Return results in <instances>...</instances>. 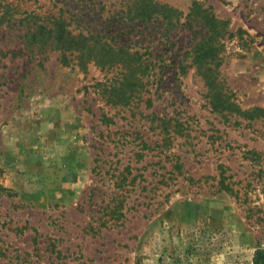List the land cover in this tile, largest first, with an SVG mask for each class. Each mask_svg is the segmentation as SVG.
Returning <instances> with one entry per match:
<instances>
[{"label":"rangeland","instance_id":"1","mask_svg":"<svg viewBox=\"0 0 264 264\" xmlns=\"http://www.w3.org/2000/svg\"><path fill=\"white\" fill-rule=\"evenodd\" d=\"M135 1L0 0V264L264 249V0H155L175 27L134 18ZM58 19L88 48L36 34Z\"/></svg>","mask_w":264,"mask_h":264},{"label":"trees","instance_id":"2","mask_svg":"<svg viewBox=\"0 0 264 264\" xmlns=\"http://www.w3.org/2000/svg\"><path fill=\"white\" fill-rule=\"evenodd\" d=\"M133 5H134V13H133L134 18H141L145 20L161 18L162 20H166V23L170 27H175L177 25L176 23L179 20V16L178 14H176V10L167 3H160L155 0H136ZM57 22H60L59 30L56 31V27L46 30V28L45 27L43 28V25H41L40 29L36 34L41 36L42 34H46V32L48 31L47 33H49V38L51 37L54 38L52 43H55L57 46L62 45V47L69 48L73 45H79L81 49H84L86 47L88 48V41L90 39L89 37L83 34H80L79 36H73L69 34L70 31L67 30L66 23L64 22V20L58 19ZM60 29H61V32L59 33L60 36L59 38H56L57 36L55 35L58 34ZM36 34H34V37H37ZM121 51L122 50H118L114 52L116 57L120 56ZM195 53H196L195 59L199 61L200 64L201 63L203 64L207 58L217 57V49L214 46L208 48L201 47ZM126 62L129 71V74L127 75H129V78L140 79L139 76L137 75L138 71L142 68L143 65V63L140 62V59L134 56L133 54H131L130 52L126 51ZM127 98L124 99L123 101L126 102ZM224 102L225 100H218L214 104L215 108L221 107ZM128 103H130V101ZM254 264H264V249H258L256 251L254 257Z\"/></svg>","mask_w":264,"mask_h":264}]
</instances>
